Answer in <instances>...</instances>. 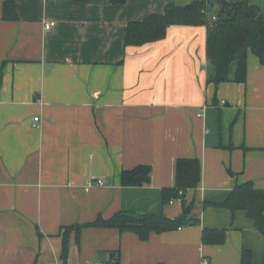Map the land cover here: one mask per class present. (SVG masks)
<instances>
[{"label": "crops", "instance_id": "0c3cea01", "mask_svg": "<svg viewBox=\"0 0 264 264\" xmlns=\"http://www.w3.org/2000/svg\"><path fill=\"white\" fill-rule=\"evenodd\" d=\"M0 0V264H264V236L244 211L216 207L244 183L264 190V66L248 55L245 83H211L209 27L174 25L125 46V28L174 0ZM191 0H184L186 5ZM235 1V0H231ZM264 16V0H248ZM176 4V3H175ZM179 5V4H177ZM55 22L51 30L45 23ZM236 64L230 68V78ZM39 122L35 123V118ZM36 124V126H35ZM179 159H198L185 194L196 226L137 235L87 225L130 210L182 215L163 201ZM150 166L151 183L121 175ZM103 181V185L98 182ZM172 202V203H171ZM68 259L63 258L66 228ZM226 230L222 245L203 231Z\"/></svg>", "mask_w": 264, "mask_h": 264}, {"label": "trees", "instance_id": "16d2710c", "mask_svg": "<svg viewBox=\"0 0 264 264\" xmlns=\"http://www.w3.org/2000/svg\"><path fill=\"white\" fill-rule=\"evenodd\" d=\"M82 3L85 0H72ZM114 5H123L127 0H109ZM217 16L213 25H218V35L208 39L207 57L215 67L211 83L216 85L227 82L245 83L248 72V55L254 52L264 66V16L261 10L251 5L248 0H191L186 5L168 4L164 14H152L142 21L130 22L125 28V46L139 47L164 39L169 27L207 25L211 31V17ZM3 19H18L16 6L6 0L3 7ZM236 64V74L230 78V68ZM150 166H137L124 171L121 175L123 187H142L151 183ZM201 182V163L198 159H179L176 168V185L163 191V201L180 199L183 205L182 215L170 219L164 215L138 214L130 210L116 213L109 219L99 217L89 227L114 228L121 233L130 232L142 241L149 239L152 233L161 234L179 230L183 227L196 226L198 220H192L190 214L193 206L185 202V194L196 189ZM216 207L228 209L233 214L244 211L254 222L256 230L264 236V190L256 189L252 182L237 186L222 204ZM81 226L66 228L63 240V258L68 259V233L82 229ZM226 230L212 229L203 231L205 245H222L225 242ZM114 264H120L119 255ZM242 264H252V254L244 251Z\"/></svg>", "mask_w": 264, "mask_h": 264}, {"label": "built area", "instance_id": "2783aa9c", "mask_svg": "<svg viewBox=\"0 0 264 264\" xmlns=\"http://www.w3.org/2000/svg\"><path fill=\"white\" fill-rule=\"evenodd\" d=\"M216 21H217V16H216V15H213V16L211 17V24H212L211 27H212V28L214 27L213 23L216 22ZM55 26H56V23H55V22H47V23H45V29H46V30H51V29H53ZM39 120H40L39 117L35 118V123L39 122ZM35 126H36V124H35ZM98 184H99V185H103V181H99ZM171 203H172V202H171ZM201 264H210V261H209V259L204 258V259L201 261Z\"/></svg>", "mask_w": 264, "mask_h": 264}, {"label": "water", "instance_id": "95a60500", "mask_svg": "<svg viewBox=\"0 0 264 264\" xmlns=\"http://www.w3.org/2000/svg\"><path fill=\"white\" fill-rule=\"evenodd\" d=\"M195 2H198L199 0H194ZM218 35V25H215L214 28L209 32V38L215 39ZM257 54V52H256Z\"/></svg>", "mask_w": 264, "mask_h": 264}, {"label": "rangeland", "instance_id": "374dc122", "mask_svg": "<svg viewBox=\"0 0 264 264\" xmlns=\"http://www.w3.org/2000/svg\"><path fill=\"white\" fill-rule=\"evenodd\" d=\"M235 1H239V0H235ZM174 3L179 4V5H182L185 2H184V0H174Z\"/></svg>", "mask_w": 264, "mask_h": 264}]
</instances>
